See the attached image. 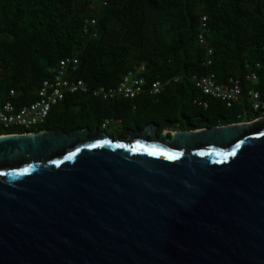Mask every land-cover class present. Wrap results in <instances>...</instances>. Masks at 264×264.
I'll return each instance as SVG.
<instances>
[{
    "label": "water",
    "instance_id": "1",
    "mask_svg": "<svg viewBox=\"0 0 264 264\" xmlns=\"http://www.w3.org/2000/svg\"><path fill=\"white\" fill-rule=\"evenodd\" d=\"M0 135V264H264V115Z\"/></svg>",
    "mask_w": 264,
    "mask_h": 264
},
{
    "label": "trees",
    "instance_id": "2",
    "mask_svg": "<svg viewBox=\"0 0 264 264\" xmlns=\"http://www.w3.org/2000/svg\"><path fill=\"white\" fill-rule=\"evenodd\" d=\"M203 14L206 45L198 38ZM86 18L96 19L88 31ZM207 46L213 48L210 66L204 64ZM68 55L78 56L75 75L93 86L116 85L142 65L148 83L179 79L159 94L146 89L134 98L68 93L34 130L101 128L105 117L120 120L123 132L151 123L160 131L250 120L261 113L239 116L250 107L246 98L228 107L205 96L190 76L212 70L219 81L239 77L244 90L253 86L264 99V0H0V105L13 89L17 105L35 100L50 68ZM256 60L263 66L252 83L244 79L245 65ZM195 98L207 99L208 107Z\"/></svg>",
    "mask_w": 264,
    "mask_h": 264
},
{
    "label": "built area",
    "instance_id": "3",
    "mask_svg": "<svg viewBox=\"0 0 264 264\" xmlns=\"http://www.w3.org/2000/svg\"><path fill=\"white\" fill-rule=\"evenodd\" d=\"M96 23V19H85L84 30L88 31L91 25ZM207 25V15L201 16L202 31L198 34L199 42L206 45L207 39L204 34V28ZM213 48L207 46V53L204 60L205 65H212ZM263 62L256 60L247 62L245 65L244 79L255 83L258 79V70L262 68ZM80 67V60L76 55L62 57L58 63L50 68L51 75L44 78L37 88V98L29 103L17 105L13 97L17 94L16 90H11L7 99L0 105V129L9 130L12 128L21 129V131L11 133L33 132L48 119L54 106L62 102L68 93L83 92L90 93L93 96L102 99H114L116 97L134 98L146 89L152 94H159L164 86L171 80L177 81L179 76L171 80L164 81L155 79L148 83L146 77L142 74L145 66L142 65L137 71H129L124 74L122 79L112 86H93L85 79L77 77L76 71ZM1 75V68H0ZM190 79L195 86L207 97L222 100L226 106L233 107L236 103L247 99L249 108H245L241 115H248L250 111H259L264 115V99L261 92L255 87L244 90L243 79L230 76L225 81H219L214 71L206 73H193ZM193 103L205 108L208 107L207 99L195 98ZM259 115V116H260ZM253 119V118H252ZM115 121L112 117H105L102 120V127H107ZM6 134L0 131V135Z\"/></svg>",
    "mask_w": 264,
    "mask_h": 264
},
{
    "label": "rangeland",
    "instance_id": "4",
    "mask_svg": "<svg viewBox=\"0 0 264 264\" xmlns=\"http://www.w3.org/2000/svg\"><path fill=\"white\" fill-rule=\"evenodd\" d=\"M102 0H94V5L99 4ZM245 108H243L240 113H243ZM249 109L251 110V108L249 107ZM254 113L253 111H250V114ZM103 130H105L110 136L112 137H117L118 135H120L122 127H121V123L117 122V121H113L111 122V124H109L107 127H101ZM0 131H5V130H1Z\"/></svg>",
    "mask_w": 264,
    "mask_h": 264
},
{
    "label": "flooded vegetation",
    "instance_id": "5",
    "mask_svg": "<svg viewBox=\"0 0 264 264\" xmlns=\"http://www.w3.org/2000/svg\"><path fill=\"white\" fill-rule=\"evenodd\" d=\"M115 121L121 123L120 120H115ZM121 127H122V123H121ZM136 127L141 128L140 126L127 127L126 130H125L124 132H123V129H122L120 135H118L117 137H114V138H123V137L126 135V133H127L130 129H134V128H136ZM85 128H87V127H85ZM91 129H94V128H91ZM100 129L103 130L102 128H100ZM162 130H163V129H162ZM162 130L159 131V128H158V134H159ZM167 130H168L169 132H171L172 130H175V129L167 128ZM104 131H105V130H104Z\"/></svg>",
    "mask_w": 264,
    "mask_h": 264
}]
</instances>
